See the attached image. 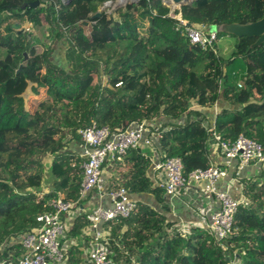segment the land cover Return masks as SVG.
Segmentation results:
<instances>
[{
    "label": "trees",
    "instance_id": "16d2710c",
    "mask_svg": "<svg viewBox=\"0 0 264 264\" xmlns=\"http://www.w3.org/2000/svg\"><path fill=\"white\" fill-rule=\"evenodd\" d=\"M31 1L0 0V245L36 226V216L52 210L51 200H77L85 158L70 145L82 143L79 130L91 121L116 131L169 118L151 130L160 158H180L186 176L209 166L213 141L200 109L222 101L214 119L219 139L232 142L243 133L264 149V35L217 28L263 21L264 0H195L176 10L185 23L218 29L207 48L176 28L162 0L127 2L93 19L105 0H45L21 8ZM42 17L47 41L9 29L12 21L41 25ZM219 39L233 40L227 54ZM63 41L67 68L55 57ZM28 87L33 110L25 106ZM46 158L52 181L43 191ZM125 163L128 171L113 188L123 186L129 196L150 192L168 208L164 188L147 175L150 159L136 148ZM239 183L247 204L237 207L221 240L199 224L184 229L142 201L129 217L102 222L113 264H264V177ZM88 224L82 213L66 231L78 243L63 264H92L81 241ZM10 251L13 258L22 252L13 243L0 258Z\"/></svg>",
    "mask_w": 264,
    "mask_h": 264
},
{
    "label": "built area",
    "instance_id": "2783aa9c",
    "mask_svg": "<svg viewBox=\"0 0 264 264\" xmlns=\"http://www.w3.org/2000/svg\"><path fill=\"white\" fill-rule=\"evenodd\" d=\"M176 10L170 9L169 12L170 16L178 20L176 28L182 27L181 31L191 43H197L202 48L213 47V43L217 40V31L204 24L187 25L180 13H175ZM23 30L29 31L30 29L26 26ZM100 82L104 84V75H101ZM119 84L117 83L116 86ZM237 86L240 87L241 83L238 82ZM152 122L153 120L151 122L142 121L124 129L112 131L105 125L91 121L89 125L80 129L83 148L81 156L85 160L82 163V179L77 200L63 201L59 198L51 200L52 210L38 214L36 226L0 245V254L5 247L13 243L20 245L22 250L21 254L15 258L12 257L13 252L10 251L9 256L0 258V264H63L65 254L61 249V238L68 229V215L77 209L79 202L93 190L100 193L106 192L110 197L111 205L109 207L96 206L85 212V219L91 226L96 228L104 221L116 217H129L135 208V201L130 198L127 189L123 186L105 190L106 181L102 176V167L109 160L124 162L130 149L150 147L152 145ZM205 127L216 144L217 150L222 153L225 159L224 164L213 163L209 157L207 168L195 169L186 176L182 173L183 165L178 157L159 158L153 167L163 173L165 180L160 186L170 196L180 195L192 182H206L204 190L215 196L218 207L208 218L201 215L200 221L212 231L217 240H221L231 230L237 207L240 204H247L244 199L234 198L229 192L218 188L219 179L226 176L224 165L228 164L231 159H236L237 168L241 170L251 162H262L264 161V149L259 142L243 133H240L234 141L227 142L219 139L215 133L214 123ZM105 240V235L95 233L94 243L88 252V259L92 264H113L111 253L103 243Z\"/></svg>",
    "mask_w": 264,
    "mask_h": 264
},
{
    "label": "crops",
    "instance_id": "0c3cea01",
    "mask_svg": "<svg viewBox=\"0 0 264 264\" xmlns=\"http://www.w3.org/2000/svg\"><path fill=\"white\" fill-rule=\"evenodd\" d=\"M101 7H99L100 9ZM170 9V8H169ZM15 22V21H12ZM11 22V23H12ZM19 22V21H16ZM261 22L249 24V25H238L232 24L223 27V30L227 32H234L237 34L246 33L244 29L249 26H258ZM23 27V25H22ZM210 27V26H209ZM211 28V27H210ZM212 29V28H211ZM257 29V28H256ZM259 33V31H258ZM225 106V103L219 101L215 103L211 108L200 109L199 105L195 107L200 109L206 116V124L210 125L214 123L215 116L221 107ZM160 118V119H159ZM158 119H153V125H160L164 122L170 121L169 118L159 117ZM160 122L157 123V121ZM152 145L150 147H139V150L145 157L150 159V165L147 170V175L150 177L153 185H160L164 180V175L161 171L154 169V163L160 158V151L158 147V141L156 139V133L152 131ZM73 150L78 152L80 155L83 152L82 144H71L70 145ZM209 157L211 162L224 164V157L220 151L217 150L216 144L214 142H210L209 144ZM49 164L50 158L45 159V174L43 178V183L41 185V189L46 191L51 184L52 178L49 172ZM224 169L226 170V176L219 179L217 186L220 190H224L229 192L233 197L238 199H243L241 184L239 183L240 178L247 179H261L264 177V161L259 162H251L244 166L241 170L237 168L236 159H231L228 164L224 165ZM128 171V166L124 162L116 163L112 161H107L103 165L102 176L106 181L105 190L115 189L114 185H118L123 179L124 175ZM206 182L205 181H195L192 182L186 189H184L180 195L170 196L164 192V202L168 206V208L163 207V204H160L155 199L154 195L150 192L143 193H131L130 197L134 201H142L145 202L152 207L159 210L167 219L175 220L178 225L186 229L190 224H199L201 226L206 225L200 221V216L204 215L208 218L218 207V202L215 196L212 193L206 192L204 190ZM111 205L110 197L106 192H98L91 191L89 195L81 201L79 207L71 211L68 215V229L73 224L75 218L80 214H85V212L90 209L101 206V207H109ZM67 229V230H68ZM96 232L101 233L102 235H106L108 231L104 228L102 223H100L96 228L91 226L90 224L86 225L81 230V241L85 243L82 247L83 256L88 259V252L91 246L94 243V235ZM78 241L74 237H69L67 233L61 238V249L64 254L66 251L72 246L77 244ZM13 252V251H12Z\"/></svg>",
    "mask_w": 264,
    "mask_h": 264
},
{
    "label": "rangeland",
    "instance_id": "374dc122",
    "mask_svg": "<svg viewBox=\"0 0 264 264\" xmlns=\"http://www.w3.org/2000/svg\"><path fill=\"white\" fill-rule=\"evenodd\" d=\"M102 4H103V2L98 3V6H97L96 10H99V7H101ZM108 8H110V6H108ZM20 23L23 25L22 28H24L26 26L29 27L30 30L28 32H29L30 35H32L33 37H38L40 40L47 41L48 21L44 17H42V19H41V25H38V26L37 25H33V24H31L29 22H26V21H23V22H20ZM223 27L224 26H222V25H217L218 29L222 30ZM217 28H213V29L218 31ZM23 31H25V30H23ZM258 31H259V33L261 35H264V20L261 21V23L258 26H249V27L244 29V32H258ZM232 42H233V40H231V39H227V40L219 39L218 40V49H220L221 51H223L224 53L227 54L228 50L225 51V49H226L225 46L229 48L230 46H232ZM65 48H66V45H65V43L63 41L58 46L57 50L55 51V55H56L55 57H56V61H57V63L59 65L67 68L68 67L67 66V61L65 60V57H64ZM24 98H25V106L27 107V109L33 110L34 107H35V102H34L35 100L33 99V96H32V93H31L29 87L24 92ZM116 163H118V162H116ZM102 169H103V167H102Z\"/></svg>",
    "mask_w": 264,
    "mask_h": 264
},
{
    "label": "water",
    "instance_id": "95a60500",
    "mask_svg": "<svg viewBox=\"0 0 264 264\" xmlns=\"http://www.w3.org/2000/svg\"><path fill=\"white\" fill-rule=\"evenodd\" d=\"M45 0H35V1H31L28 3H23L21 5V8H24L26 6L29 7H37L41 2H44ZM133 1H137V0H106L103 2L101 8L99 10H96L94 13H92L90 15V18H96L98 17L102 12L108 13L110 11H112L115 8H119L121 6H124L127 2H133ZM163 3L168 6L170 9L176 10V9H180L181 6L183 5H189L191 3H193L195 0H162ZM108 6H110V8H108ZM187 25H190L189 23H187ZM9 29H14L17 30V32H22L23 28H22V24L20 22H12L9 25ZM228 258V257H227Z\"/></svg>",
    "mask_w": 264,
    "mask_h": 264
}]
</instances>
